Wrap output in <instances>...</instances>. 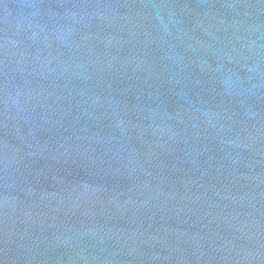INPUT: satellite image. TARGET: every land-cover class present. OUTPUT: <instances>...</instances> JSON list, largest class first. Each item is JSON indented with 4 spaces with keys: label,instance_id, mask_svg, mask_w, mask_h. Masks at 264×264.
Listing matches in <instances>:
<instances>
[{
    "label": "water",
    "instance_id": "obj_1",
    "mask_svg": "<svg viewBox=\"0 0 264 264\" xmlns=\"http://www.w3.org/2000/svg\"><path fill=\"white\" fill-rule=\"evenodd\" d=\"M0 264H264V0H0Z\"/></svg>",
    "mask_w": 264,
    "mask_h": 264
}]
</instances>
